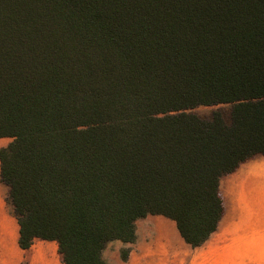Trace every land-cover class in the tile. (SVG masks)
I'll return each mask as SVG.
<instances>
[{
  "label": "trees",
  "instance_id": "obj_1",
  "mask_svg": "<svg viewBox=\"0 0 264 264\" xmlns=\"http://www.w3.org/2000/svg\"><path fill=\"white\" fill-rule=\"evenodd\" d=\"M2 137L22 249L108 264L147 215L200 246L264 156V0H0Z\"/></svg>",
  "mask_w": 264,
  "mask_h": 264
},
{
  "label": "crops",
  "instance_id": "obj_2",
  "mask_svg": "<svg viewBox=\"0 0 264 264\" xmlns=\"http://www.w3.org/2000/svg\"><path fill=\"white\" fill-rule=\"evenodd\" d=\"M258 156L240 163L231 172L239 173L236 178L220 179L224 212L217 230L200 246L187 244L173 220L174 225L147 215L136 221L135 242L124 245L129 248L127 259L108 260V243L102 257L108 264H264V156ZM258 164L262 171H254ZM244 181L251 182L247 186ZM253 187L260 188L257 191L261 193L251 195ZM7 193L8 187L0 181V264H63L55 241L35 239L28 249L19 246V225L6 200Z\"/></svg>",
  "mask_w": 264,
  "mask_h": 264
},
{
  "label": "rangeland",
  "instance_id": "obj_3",
  "mask_svg": "<svg viewBox=\"0 0 264 264\" xmlns=\"http://www.w3.org/2000/svg\"><path fill=\"white\" fill-rule=\"evenodd\" d=\"M217 107L218 106H200V107H197L196 109H194V111L196 113H199V114H208L212 110L216 109ZM10 140H11V138H8V137L0 138V147L7 145L8 142H10ZM259 156L256 158L261 159V157H259ZM256 167L259 168V171L261 170V166L259 164L256 165ZM255 170L258 171V169H256V168H255ZM233 173H230V174L224 176L225 180H230V179H233L234 177L236 178L237 175L239 174L238 173L237 175H234ZM251 195H254V194H251ZM147 218H161L162 220H166L168 222H171L174 225L172 220L165 218L161 215H148ZM174 228L176 230L175 225H174ZM177 234H178V232H177ZM178 236H179V234H178ZM179 238H181V237L179 236ZM126 244L127 243H123L119 240H113V241L108 242L107 248L105 250L106 258L110 261H113L114 259H121L120 252H121L122 248H126V247H124V245H126Z\"/></svg>",
  "mask_w": 264,
  "mask_h": 264
},
{
  "label": "bare ground",
  "instance_id": "obj_4",
  "mask_svg": "<svg viewBox=\"0 0 264 264\" xmlns=\"http://www.w3.org/2000/svg\"><path fill=\"white\" fill-rule=\"evenodd\" d=\"M250 164H251V163H250ZM244 166H245V165H244ZM244 168H245V167H244ZM256 169H258V171H259V168H256ZM254 171H256V170L254 169ZM261 171H262V170H261ZM248 172H249V171H248ZM251 172L253 173V171H251ZM251 172H250V174H252ZM246 173H247V172H246ZM254 173H255V172H254ZM254 173H253V174H254ZM256 173H257V172H256ZM261 173H262V172H261ZM263 173H264V170H263ZM243 174H244V173H243ZM243 174H242V176H244ZM253 174H252V176H253ZM247 175H248V174H247ZM252 176H250V177H252ZM257 177L260 178V176H257ZM234 178H235V177H234ZM242 178L244 179V177H242ZM248 178H249V177H248ZM248 178H246V179H248ZM259 178H257V180H258ZM239 180H240V179H239ZM241 180H242V179H241ZM248 180H249V179H248ZM254 180H255V178H253V181H254ZM259 180H260V179H259ZM244 182H245V181H244ZM246 182H248V181L246 180ZM246 182H245V183H246ZM250 182H251V181H250ZM250 182H249V183H250ZM237 183H238V182H237ZM249 183H248V184L246 183L247 186L249 185ZM253 183H254V182H253ZM251 184H252V183H251ZM255 184H256V183H255ZM257 184H258V182H257ZM238 185H240V184H238ZM244 185H245V184H243V187H244ZM253 186H254V185H253ZM249 187H251V186H249ZM255 188H256V187H253L254 190H252V192H251L250 194L258 195L259 193H261L260 191H257V190H259L260 188H259V189H257V188L255 189ZM246 189L248 190L247 187H245V190H246ZM228 190H229V189H228ZM242 190H243V189H242ZM230 191H231V190H230ZM249 191H250V190H249ZM249 191H246V192L248 193ZM243 192H245V191H243ZM246 192H245V194H247ZM241 193H242V192H241ZM239 194H240V193H239ZM245 194H244V195H245Z\"/></svg>",
  "mask_w": 264,
  "mask_h": 264
}]
</instances>
